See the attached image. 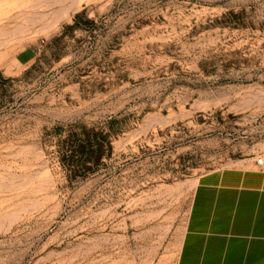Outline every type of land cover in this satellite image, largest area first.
Returning a JSON list of instances; mask_svg holds the SVG:
<instances>
[{
	"label": "rangeland",
	"instance_id": "obj_1",
	"mask_svg": "<svg viewBox=\"0 0 264 264\" xmlns=\"http://www.w3.org/2000/svg\"><path fill=\"white\" fill-rule=\"evenodd\" d=\"M234 168L264 173V0H0V264H177Z\"/></svg>",
	"mask_w": 264,
	"mask_h": 264
},
{
	"label": "crops",
	"instance_id": "obj_2",
	"mask_svg": "<svg viewBox=\"0 0 264 264\" xmlns=\"http://www.w3.org/2000/svg\"><path fill=\"white\" fill-rule=\"evenodd\" d=\"M34 57L26 47L15 61ZM177 264H264V173L234 168L198 178Z\"/></svg>",
	"mask_w": 264,
	"mask_h": 264
},
{
	"label": "built area",
	"instance_id": "obj_3",
	"mask_svg": "<svg viewBox=\"0 0 264 264\" xmlns=\"http://www.w3.org/2000/svg\"><path fill=\"white\" fill-rule=\"evenodd\" d=\"M256 163H257L258 165H262V164H263V158H262V157H258V158L256 159Z\"/></svg>",
	"mask_w": 264,
	"mask_h": 264
}]
</instances>
